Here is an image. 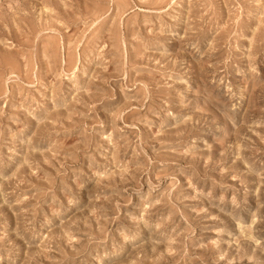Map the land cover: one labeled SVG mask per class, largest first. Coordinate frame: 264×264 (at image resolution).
I'll list each match as a JSON object with an SVG mask.
<instances>
[{
	"label": "rangeland",
	"instance_id": "obj_1",
	"mask_svg": "<svg viewBox=\"0 0 264 264\" xmlns=\"http://www.w3.org/2000/svg\"><path fill=\"white\" fill-rule=\"evenodd\" d=\"M0 264H264V0H0Z\"/></svg>",
	"mask_w": 264,
	"mask_h": 264
}]
</instances>
